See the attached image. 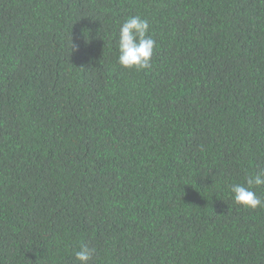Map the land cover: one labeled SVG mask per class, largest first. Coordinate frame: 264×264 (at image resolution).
Returning <instances> with one entry per match:
<instances>
[{
	"label": "trees",
	"instance_id": "trees-1",
	"mask_svg": "<svg viewBox=\"0 0 264 264\" xmlns=\"http://www.w3.org/2000/svg\"><path fill=\"white\" fill-rule=\"evenodd\" d=\"M261 170L264 0H0V264H264Z\"/></svg>",
	"mask_w": 264,
	"mask_h": 264
},
{
	"label": "clouds",
	"instance_id": "clouds-1",
	"mask_svg": "<svg viewBox=\"0 0 264 264\" xmlns=\"http://www.w3.org/2000/svg\"><path fill=\"white\" fill-rule=\"evenodd\" d=\"M149 22L140 16H131L122 23L118 34V63L124 68L136 70L149 68L156 41L148 35ZM264 186V170L247 174L245 183L230 186L235 204L248 209L264 207V199L256 194V187ZM96 253L94 247L82 245L75 251L79 264H88Z\"/></svg>",
	"mask_w": 264,
	"mask_h": 264
}]
</instances>
